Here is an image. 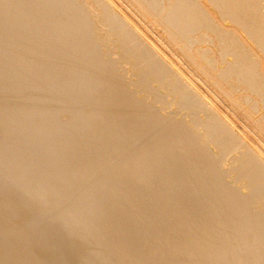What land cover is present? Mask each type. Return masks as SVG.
Wrapping results in <instances>:
<instances>
[{"label": "bare ground", "instance_id": "1", "mask_svg": "<svg viewBox=\"0 0 264 264\" xmlns=\"http://www.w3.org/2000/svg\"><path fill=\"white\" fill-rule=\"evenodd\" d=\"M112 1L0 0V264H264V0Z\"/></svg>", "mask_w": 264, "mask_h": 264}, {"label": "rangeland", "instance_id": "2", "mask_svg": "<svg viewBox=\"0 0 264 264\" xmlns=\"http://www.w3.org/2000/svg\"><path fill=\"white\" fill-rule=\"evenodd\" d=\"M111 1H112V0H111ZM113 1H114V0H113ZM113 1H112V2H113ZM120 1H121V0H119V1L116 2V0H115L113 3L116 4V3L120 2ZM124 2L126 3V7H127V9H126V7H125V5H124ZM121 3H123V4H121ZM128 3H129V2L126 0V1H122V2H120V3H118V4H120V6L122 5V7L124 6L123 8H125L129 13H131V16H133V15L136 13V10L131 9V12H130L129 9H128V7H130L131 5H129ZM118 4H116V5H118ZM127 4H128V5H127ZM118 6H119V5H118ZM130 8H133V7L131 6ZM125 9H124V10H125ZM127 11H126V12H127ZM132 12H133V13L135 12V13L132 14ZM138 15H139V14L136 13L137 18H138ZM136 16L134 15L135 19H136ZM139 16H140V15H139ZM140 18H141V17H140ZM140 18H138L139 21H136V24H137V25L139 24L140 21H142V22L144 21V20H141L142 18H141V19H140ZM138 19H136V20H138ZM144 22H145V21H144ZM140 24L142 25L141 22H140ZM140 24H139V25H140ZM146 24H147V22H146L142 27H143L144 30H147V31L149 30L150 33H148L147 31H146V33L149 34V35L152 37V41H154V46H155V47H157V46H159V45H163L164 42H162V41H164V40H166L165 43H167V42L170 41V40L168 39V36H167V34H166V31H164V29L162 30V28H160V26H158L159 28L157 27V25H158L157 22H156V23H152V24H149V23H148L149 25H151V28H150V27H146V26H145ZM148 24H147V26H149ZM156 24H157V25H156ZM137 25L135 26L136 28L141 27V25H140L139 27H138ZM144 26H145L147 29H145ZM152 26H153V27H152ZM154 26H155V27H154ZM154 28H155L156 30H155ZM157 28H158V29H157ZM153 29H154V30H153ZM160 29H161V30H160ZM157 30H158V31H157ZM154 31H155L156 33L158 32V34H155ZM152 32H153V33H152ZM160 32H163V33L161 34ZM164 32H165V33H164ZM159 33H160V35H159ZM163 35H164V36H163ZM157 36H158V40H157ZM160 36H161V37H160ZM165 36H167V38H166ZM162 37H164V38H162ZM161 38L164 39V40H162ZM165 38H166V39H165ZM159 39H161L162 44H161V42H160ZM156 41H159V43L156 42ZM152 43H153V42H152ZM156 43H158V45H157ZM165 43H164L163 47L161 46L162 49L166 47L167 44H165ZM169 44H171V41L169 42ZM152 46H153V44H152ZM164 46H165V47H164ZM157 49H161L160 46L157 47ZM180 64H181V63H180ZM186 64H187V63H186ZM186 64H185V65H186ZM193 65H194V64H193ZM182 66H183V65H182ZM191 66H192V65H191ZM191 66L188 67V64H187V66H186V67L189 68V69L186 68L189 74H190V73H194V72H193L194 70H192V69H195V68H191ZM175 67H176V69H178V67H179L178 63L176 64ZM175 67H174V68H175ZM196 68H197V67H196ZM190 70H191V71H190ZM195 70H196V69H195ZM198 71L200 72L201 70L198 68L196 73H198ZM191 75H192V74H191ZM194 77L197 78L196 76H194ZM220 95H221V94H220ZM219 97H220V96H219ZM219 97H218V98H219ZM222 99H223V97H222V98H219V100L222 101L221 104H222V105H226V101L224 100L225 102H224V104H223V100H222ZM228 106H229V109H230V110H227V111H226V108L228 109V107H227V105H226V106H225V111H224V113L226 112V113H228V114H232V113L234 114L235 112H233L232 108H230V107H232V105H228ZM233 108H235V107H233ZM231 110H232V112H231ZM234 110H236V108H235ZM229 111H230V112H229ZM236 111H237V110H236ZM236 113H238V115H237ZM236 113H235L234 117H235V120H237V124L239 123V124L244 125L243 122H240V121H242L241 119H239L240 121L238 120V118H240V117H237V116H239V112L237 111ZM236 115H237V116H236ZM232 116H233V115H232ZM240 116H241V113H240ZM236 118H237V119H236ZM252 122H253V121H252ZM252 122H251V123H252ZM235 123H236V121H235ZM253 123H254V124H253ZM253 123H252V124H249L250 128H252V126H253V128L256 126V129L259 128V127L256 125V124H257L256 121L253 122ZM255 123H256V124H255ZM239 124H238V125H239ZM242 125H241V126H242ZM244 126H245V125H244ZM249 126H245V127H249ZM245 127H244V128H245ZM244 128L242 127V131H243V130H247V129H244ZM250 128H249V129H250ZM251 130H252V131H249V133H248V130H247V131H243V133L248 134V136H251V135H250V132H252V133H251V134H252V138H251V139H252L253 142H254V141H257L258 139H259V141L261 140V141L263 142V138H260L262 135H261V134L259 135L258 133L255 134V131H254L253 129H251ZM253 133H254V134H253ZM253 135H255V138H253ZM258 135H259V136H258ZM257 136H258V137H257ZM256 137L258 138L257 140H255ZM249 138H250V137H249ZM253 139H254V140H253ZM261 141H260V142H258V141L256 142V143H257V147H259L260 149H264V143H262ZM259 143H261L262 145H261V144L259 145ZM262 151H264V150H262ZM262 153H263V152H262Z\"/></svg>", "mask_w": 264, "mask_h": 264}]
</instances>
